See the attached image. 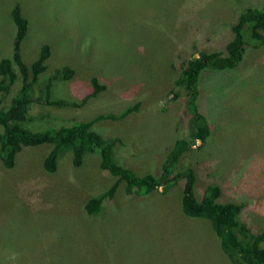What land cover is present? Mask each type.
Returning a JSON list of instances; mask_svg holds the SVG:
<instances>
[{"label":"rangeland","instance_id":"rangeland-1","mask_svg":"<svg viewBox=\"0 0 264 264\" xmlns=\"http://www.w3.org/2000/svg\"><path fill=\"white\" fill-rule=\"evenodd\" d=\"M16 3L29 22L22 60L30 64L43 44L50 47L47 70L31 92V124L93 121L102 137L119 139L112 153L117 163L138 175H158L181 138L177 122L186 92L174 85L181 62L193 46L222 50L236 16L264 0H0V60L12 56L16 28L10 12ZM63 66L74 74L54 82L51 98L79 105L92 93V78L104 89L78 107L45 105L44 86ZM198 85V107L211 135L183 155L179 169L193 168L195 196L213 184L221 190L220 202L243 205L240 221L259 233L264 46H246L234 69L205 71ZM10 97L0 93V107ZM127 109L132 110L123 118H109ZM51 149L23 148L11 169L0 160V264H230L210 223L181 214V184L142 197L126 196L121 184L98 214L88 216L85 202L115 178L100 169L97 153L86 154L78 168L71 152L59 154L48 173L43 162Z\"/></svg>","mask_w":264,"mask_h":264},{"label":"trees","instance_id":"trees-1","mask_svg":"<svg viewBox=\"0 0 264 264\" xmlns=\"http://www.w3.org/2000/svg\"><path fill=\"white\" fill-rule=\"evenodd\" d=\"M11 21L16 28L11 58L0 60V93L5 100L11 96L13 86H18L6 106L0 107V160L3 166L11 169L15 165L16 156L23 148L40 145H50L52 149L45 157L43 167L48 173L56 169L58 155L71 152V162L74 168L81 166L84 156L97 153L99 167L107 172L115 181L113 185L98 196L89 198L84 204L88 216L101 211L103 202L111 200L117 189L123 184L126 196L142 197L152 192L167 190L181 184L180 212L189 219H204L208 221L217 236L222 252L230 264H264V230L253 233L242 221L239 215L243 205L219 201L221 190L216 185H207L200 197L195 196L196 175L191 167L179 169L182 157L190 151L197 142H205L211 135L210 125L200 112L198 98L200 95L199 78L205 71H225L234 69L243 59L246 46L258 49L264 46V4L260 7H246L230 25L231 39L222 50L206 52L193 46V51L187 60L180 64L178 77L174 85L186 92L183 100V115L177 122V139L162 160L160 173L138 175L131 169L117 163L113 156V148L119 139H107L95 132L93 121L74 122L67 126L50 127L34 126L30 118L33 99L31 92L39 77L47 70L46 62L50 56V47L43 44L39 55L30 64L22 60L20 45L28 32V20L23 16L21 6L16 3L11 9ZM74 72L68 66L54 71V74L42 91L43 103L54 107H78L88 98H94L104 86L95 78L91 80L92 93L79 105L63 99L51 98V87L55 81H66ZM132 110V109H131ZM125 113L109 116L120 119ZM101 118V117H100ZM99 117L96 120L100 119ZM185 120L186 128H183Z\"/></svg>","mask_w":264,"mask_h":264}]
</instances>
